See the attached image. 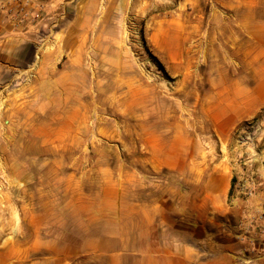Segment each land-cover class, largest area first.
I'll use <instances>...</instances> for the list:
<instances>
[{"label": "rangeland", "instance_id": "374dc122", "mask_svg": "<svg viewBox=\"0 0 264 264\" xmlns=\"http://www.w3.org/2000/svg\"><path fill=\"white\" fill-rule=\"evenodd\" d=\"M51 14L0 80V264H137L112 259L126 246L110 236L138 202L171 205L183 233L208 181L211 211L264 200V0H61Z\"/></svg>", "mask_w": 264, "mask_h": 264}, {"label": "crops", "instance_id": "0c3cea01", "mask_svg": "<svg viewBox=\"0 0 264 264\" xmlns=\"http://www.w3.org/2000/svg\"><path fill=\"white\" fill-rule=\"evenodd\" d=\"M60 1L50 0L44 6L42 26L47 20L58 16L51 13ZM34 8L38 9L36 6ZM32 23H20V20L12 22L7 15H0V80L10 76L31 52L32 32L38 30ZM262 77L264 74L259 75L254 89L259 101L264 100ZM162 180L164 178L158 176V180L152 182ZM168 180L174 181L170 177ZM146 181L150 182L147 177L139 178L138 184H145ZM204 187L206 198L201 199L200 205L195 208V219L193 209L185 208L188 215L185 216L183 233L177 221L170 219L171 211L175 212L171 205L161 201H153L152 204L138 202V210L144 209L142 218L125 225L119 224L118 233L116 231L114 236H110L126 246L118 251L120 256H111L112 259L129 253L135 256L137 264H264V200L259 197L250 201L234 199L230 205L217 206L211 211L206 205L209 191L212 190L211 182L208 181ZM232 188L231 177L223 190L226 199ZM168 190L175 192L173 187ZM164 199L170 197L165 196ZM210 212L215 213L216 219L210 218ZM99 213L103 214L102 211ZM138 213L141 217L140 211ZM249 213L252 218H247ZM96 218L101 219L102 216ZM107 235L104 230L98 237L107 239ZM91 238L92 244L99 243L96 235Z\"/></svg>", "mask_w": 264, "mask_h": 264}, {"label": "built area", "instance_id": "2783aa9c", "mask_svg": "<svg viewBox=\"0 0 264 264\" xmlns=\"http://www.w3.org/2000/svg\"><path fill=\"white\" fill-rule=\"evenodd\" d=\"M50 0H0V15H7L8 19L12 22L20 20L26 24L32 23L38 25L43 21L42 11L44 6ZM36 6L38 9L34 8ZM254 183H249L248 185L243 184L242 188L246 189L247 194L252 196L254 194L253 185ZM247 218H252L251 214H248Z\"/></svg>", "mask_w": 264, "mask_h": 264}, {"label": "bare ground", "instance_id": "6f19581e", "mask_svg": "<svg viewBox=\"0 0 264 264\" xmlns=\"http://www.w3.org/2000/svg\"><path fill=\"white\" fill-rule=\"evenodd\" d=\"M40 59H41V56L39 55L38 58H37V60H40ZM37 64H38V63H37Z\"/></svg>", "mask_w": 264, "mask_h": 264}, {"label": "trees", "instance_id": "16d2710c", "mask_svg": "<svg viewBox=\"0 0 264 264\" xmlns=\"http://www.w3.org/2000/svg\"><path fill=\"white\" fill-rule=\"evenodd\" d=\"M232 190H233V188H232ZM232 190H231V191H232Z\"/></svg>", "mask_w": 264, "mask_h": 264}]
</instances>
